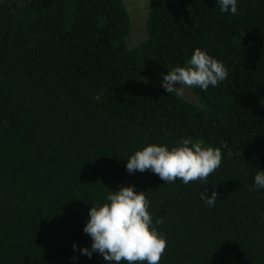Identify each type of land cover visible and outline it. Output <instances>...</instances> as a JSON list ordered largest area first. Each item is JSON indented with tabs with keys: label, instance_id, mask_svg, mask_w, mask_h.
<instances>
[{
	"label": "trees",
	"instance_id": "16d2710c",
	"mask_svg": "<svg viewBox=\"0 0 264 264\" xmlns=\"http://www.w3.org/2000/svg\"><path fill=\"white\" fill-rule=\"evenodd\" d=\"M150 3L128 48L123 0H0V264H113L82 254L83 229L92 204L132 185L164 221L159 264H264V189L250 190L264 170V0H237L235 15L217 0ZM196 48L228 69L190 87L198 104L144 81ZM182 138L221 149L207 181L127 171L135 151Z\"/></svg>",
	"mask_w": 264,
	"mask_h": 264
},
{
	"label": "clouds",
	"instance_id": "9594fccd",
	"mask_svg": "<svg viewBox=\"0 0 264 264\" xmlns=\"http://www.w3.org/2000/svg\"><path fill=\"white\" fill-rule=\"evenodd\" d=\"M222 13L237 14V0H217ZM228 78V69L222 61L196 48L183 66H169L162 77V87L177 96L183 94V87H199L207 91ZM222 163L221 149L203 146L201 143L182 138L171 149L167 145L147 144L127 159L129 173L150 171L164 183L180 179L184 184L197 180L207 181ZM215 188V185H213ZM264 189V170L254 176L250 190ZM201 199L209 207L215 205L218 192L202 193ZM89 219L83 231L91 237V250L80 249L91 258L100 254L113 264H159L167 246L165 235L158 230L164 223L162 218L153 221L149 211L150 202L146 191L135 190V186H120L109 191L106 202L92 204ZM76 248V245H73Z\"/></svg>",
	"mask_w": 264,
	"mask_h": 264
},
{
	"label": "rangeland",
	"instance_id": "374dc122",
	"mask_svg": "<svg viewBox=\"0 0 264 264\" xmlns=\"http://www.w3.org/2000/svg\"><path fill=\"white\" fill-rule=\"evenodd\" d=\"M123 5L129 18V31L126 38V46L131 48L136 46L145 37V18L151 7V3L150 0H123ZM144 81L151 85L162 87V80L144 77ZM180 97L195 105L198 104L190 87H183V94L180 95ZM258 107H264V102L259 103Z\"/></svg>",
	"mask_w": 264,
	"mask_h": 264
}]
</instances>
